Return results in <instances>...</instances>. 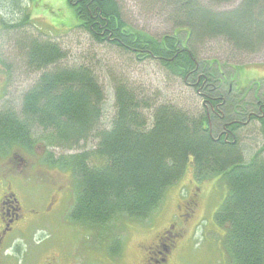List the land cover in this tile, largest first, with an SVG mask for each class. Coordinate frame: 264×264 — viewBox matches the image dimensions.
Returning <instances> with one entry per match:
<instances>
[{"label":"trees","instance_id":"1","mask_svg":"<svg viewBox=\"0 0 264 264\" xmlns=\"http://www.w3.org/2000/svg\"><path fill=\"white\" fill-rule=\"evenodd\" d=\"M148 1L166 10L175 29L172 35L156 39L129 27L115 0H68L78 20L75 27L92 42L111 46L137 62L157 61L167 73L190 83L202 97L198 114L172 104L156 105L115 82L111 124L101 128L105 93L93 71L84 65L58 67L65 58L59 46L29 37L26 65L41 74L22 95L19 114H0V133L16 132L20 138L32 127L40 130L46 146L65 150L96 140L88 152L48 155L52 166L73 177L74 199L67 218L97 234L104 232L101 238L111 239L108 249L114 256L121 253L122 242L115 233L109 235L112 229L107 227L149 219L166 190L191 164L197 180L220 176L226 187L214 219L224 230L222 244L231 263L264 264V108L258 118L263 145L247 161L237 140L239 126L223 117L229 106V95L220 91L224 75L214 60L200 62L196 53V47L212 41L225 43L235 53L262 49L264 0H241L228 10L218 7L234 0H210L209 5L198 0ZM25 23L26 19L3 27L15 30ZM181 31L187 33L184 40L179 38ZM224 121L231 123L227 138L221 133ZM32 141L36 145L39 139L33 136ZM92 158L98 164L90 165Z\"/></svg>","mask_w":264,"mask_h":264},{"label":"rangeland","instance_id":"2","mask_svg":"<svg viewBox=\"0 0 264 264\" xmlns=\"http://www.w3.org/2000/svg\"><path fill=\"white\" fill-rule=\"evenodd\" d=\"M115 1L119 5L125 24L129 27L146 32L156 39L175 31L168 20L166 10L159 2ZM198 1L204 5L210 4V0ZM240 1L234 0L232 3L219 6L218 9L234 8ZM24 19L28 22L26 27L15 30L1 28L2 24L21 23ZM76 25L78 20L68 0H0V114L9 112L19 114L22 95L33 86L41 74L26 70L22 77L17 75V69L26 68L24 46L29 37L50 41L59 46L65 58L58 63V67L84 65L93 71L105 93L101 128H109L111 124L114 114L115 82L124 83L135 91L139 98L150 99L156 104H172L190 115H196L202 110V97L194 91L190 83L184 84L182 80L167 73L157 61L137 62L131 55L111 46L97 45L87 34L76 28ZM186 37V31L179 33L180 39L184 40ZM196 53L200 62L214 60L219 65L220 73L224 75L225 82L220 84V91L229 95V106L227 112L224 110L223 117L242 123L236 135L244 158L248 161L263 145L258 122L253 121L247 125L244 122L249 112L259 115L253 108L255 101L253 99L264 101V47L251 54L235 53L225 43L212 41L196 47ZM7 63L11 66L9 75H6L4 66L8 65ZM51 69L53 68L46 70ZM209 120L211 125L217 124V120L212 118V112L209 113ZM31 132L39 139L36 143V152L51 153L55 158L91 151L96 144V140L90 138L72 150L53 148L40 141V130L31 127ZM93 164H98L96 158L91 159L90 165ZM61 171L64 172V179L68 182L70 179L73 180L71 172ZM54 174L55 172L52 173L53 176ZM220 179L221 177L217 176L199 181L190 164L183 176L166 190L162 202L149 219L138 222L123 220L114 223V228L107 227L109 231L112 229L109 235L113 236L115 233L122 242L120 256L123 264H137L143 255L141 247L154 243L160 231L170 224L173 225V234L179 232L182 236L181 241L184 242L181 246L182 251L186 250L188 244H192L195 251L200 252L201 246L206 245L204 252L210 253L204 254L206 257L219 254L222 261L231 264L222 241L219 249H216L217 244L214 242L223 234V228L215 225L214 214L227 193ZM34 192L42 194L37 188ZM72 203L73 193L64 217L70 211ZM34 227L33 241L30 240L32 238L30 234H26L25 237L26 253L33 244L40 243L28 254L30 264H33L36 257L45 250L47 251L43 254L45 257L51 255L60 257V264H110L112 261L108 249L111 239L106 238L107 236L101 238L104 232L101 234L99 232V236L97 231L85 227L78 230L62 222H57V225L49 224L40 217ZM90 236H95V239ZM204 236L207 237L205 241L202 239ZM42 257L38 258L41 259L40 263L43 261Z\"/></svg>","mask_w":264,"mask_h":264},{"label":"flooded vegetation","instance_id":"3","mask_svg":"<svg viewBox=\"0 0 264 264\" xmlns=\"http://www.w3.org/2000/svg\"><path fill=\"white\" fill-rule=\"evenodd\" d=\"M27 23L21 24L18 29L26 27ZM7 64L4 66L7 71L6 75H9L11 66L10 63ZM24 64L26 65V63ZM26 70H29L27 65L24 70L17 69V75L22 77ZM253 100H255L253 108L259 115L249 112L244 122L246 125L253 121L258 122V118L263 116L264 101ZM236 124L239 127L242 126L241 122L236 121ZM223 125L224 132H221L227 138V131H229L231 123L224 121ZM20 135L21 137L18 138L16 132L0 133V264H30V260L27 259L28 254L30 250L33 252V249L37 248L40 243L33 244L26 253L25 237L26 234H30L32 238H27L33 241L35 232L32 228L39 222V217L49 224L57 225V222H62L64 225L78 230L83 228L81 224L69 220L68 214L64 217L72 193L74 199L73 180L70 179L68 182L63 178L64 172L51 165L48 154L43 151L42 153L36 152V145H33V135L30 129ZM51 170L53 171L51 172ZM53 172H55V176L52 175ZM36 188L41 190L42 194L36 193V195L34 192ZM34 215L40 216L34 217ZM216 227L218 226L216 225ZM34 229L37 228L34 227ZM172 230L173 225L170 224L160 231L154 243L144 248L141 247L143 255L137 264H226L221 260L219 254H214L215 256L210 258L206 257L204 254H210L207 251L204 252L206 245L201 246L200 252H197L192 244H188L186 250L182 251L181 246L184 245V242L181 241L182 236L179 232L173 234ZM90 237L95 239V236ZM97 238L99 239V236ZM202 239L205 241L207 237L204 236ZM223 239L222 236L220 239L217 237L214 240L217 244L216 249L221 247L220 242ZM8 248L13 249V255H5V250ZM45 252L47 251L40 253L33 264L61 263L60 257L53 255L45 257L43 255ZM109 254L112 256L110 264H120V262L123 264L124 261H121L120 256L122 253L118 255L119 257ZM39 256L40 258L43 256L42 263H40L41 259L38 260ZM36 261L38 262L36 263Z\"/></svg>","mask_w":264,"mask_h":264},{"label":"clouds","instance_id":"4","mask_svg":"<svg viewBox=\"0 0 264 264\" xmlns=\"http://www.w3.org/2000/svg\"><path fill=\"white\" fill-rule=\"evenodd\" d=\"M13 249L12 248H8L5 250V255H13Z\"/></svg>","mask_w":264,"mask_h":264},{"label":"bare ground","instance_id":"5","mask_svg":"<svg viewBox=\"0 0 264 264\" xmlns=\"http://www.w3.org/2000/svg\"><path fill=\"white\" fill-rule=\"evenodd\" d=\"M204 6V5H203ZM146 33V32H145ZM172 35V34H171ZM157 105V104H156ZM222 129V128H221Z\"/></svg>","mask_w":264,"mask_h":264}]
</instances>
